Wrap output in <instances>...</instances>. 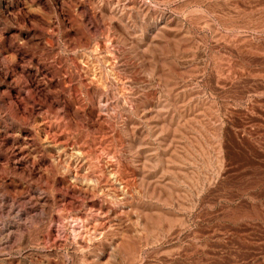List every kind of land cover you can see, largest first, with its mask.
Segmentation results:
<instances>
[{"label":"rangeland","instance_id":"obj_1","mask_svg":"<svg viewBox=\"0 0 264 264\" xmlns=\"http://www.w3.org/2000/svg\"><path fill=\"white\" fill-rule=\"evenodd\" d=\"M0 264H264V0H0Z\"/></svg>","mask_w":264,"mask_h":264}]
</instances>
